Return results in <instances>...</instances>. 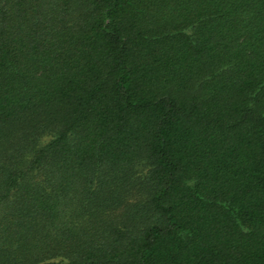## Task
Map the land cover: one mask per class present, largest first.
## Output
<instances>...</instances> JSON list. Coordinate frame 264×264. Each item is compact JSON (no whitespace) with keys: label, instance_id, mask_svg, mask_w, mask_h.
<instances>
[{"label":"trees","instance_id":"16d2710c","mask_svg":"<svg viewBox=\"0 0 264 264\" xmlns=\"http://www.w3.org/2000/svg\"><path fill=\"white\" fill-rule=\"evenodd\" d=\"M0 264H264V0H0Z\"/></svg>","mask_w":264,"mask_h":264}]
</instances>
